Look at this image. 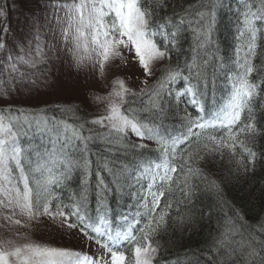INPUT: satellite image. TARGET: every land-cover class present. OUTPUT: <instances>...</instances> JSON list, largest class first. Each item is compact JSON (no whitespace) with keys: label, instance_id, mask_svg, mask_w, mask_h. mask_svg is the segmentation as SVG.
I'll return each mask as SVG.
<instances>
[{"label":"snow or ice","instance_id":"1","mask_svg":"<svg viewBox=\"0 0 264 264\" xmlns=\"http://www.w3.org/2000/svg\"><path fill=\"white\" fill-rule=\"evenodd\" d=\"M222 8L235 13L237 43L227 58L214 39ZM189 31L192 45L180 63ZM132 63L140 75L126 73ZM65 67L105 81L106 91L89 94L98 115H79V81ZM221 78L225 102L210 118L186 112L184 130L171 134L170 112L191 103L203 113L201 98ZM53 92L67 98L16 103ZM261 141L264 0H236L234 8L225 0L0 3V264H160L161 240L177 232L191 238L203 222L214 231L185 249L189 264H264V193L251 218L223 187L264 170ZM96 142L106 155L94 152ZM225 156L232 167L218 180L210 168ZM76 170L80 190L66 204L56 189L68 187ZM204 192L215 200L201 207ZM125 196L135 211L119 208ZM42 227L75 246L33 239Z\"/></svg>","mask_w":264,"mask_h":264},{"label":"trees","instance_id":"2","mask_svg":"<svg viewBox=\"0 0 264 264\" xmlns=\"http://www.w3.org/2000/svg\"><path fill=\"white\" fill-rule=\"evenodd\" d=\"M4 2V1H3ZM186 3H192L194 0H185ZM227 4L228 1L225 0ZM236 5V2H235ZM234 5V6H235ZM234 7L232 5H229ZM222 8L217 13V25L214 33V39L220 48V54L224 57H230L233 55V49L236 45L235 40V13L226 12ZM233 18V19H232ZM192 45V33L189 31L185 33V39L182 42V54L179 56V62L183 63L184 58L188 55V50ZM177 62L176 54H173L172 63ZM226 82L221 78L217 80L215 90L213 91L212 87L206 90V95L201 98L204 102H218L220 100H225L226 98ZM186 112L189 113L187 103H182L178 110L175 112H170L168 117L164 121L165 127H175L179 126L183 129V120L182 118L186 115ZM87 113V112H86ZM85 114V110L81 111L79 115L83 116ZM67 119L71 122V116H68ZM39 142V141H37ZM46 143V141H45ZM104 144L100 142H96L92 145L94 152L100 153ZM264 146V141H261L258 144V147ZM152 149V148H150ZM147 155L155 158L157 153L151 152L146 153ZM112 159V157H109ZM232 167V164L229 161L227 156L224 157L222 161L218 163L216 166H212L210 168L211 173L218 180L223 179V175L227 170ZM97 168L96 157L93 156V169ZM105 179L108 180L109 177L104 173ZM80 177L81 173L79 170L74 171L73 179L69 183L68 187L64 189H56L58 194L64 203H70V196L73 192H78L80 190ZM95 183V179H93ZM224 195L225 199L235 204L237 207H243L247 215L251 218H255L257 214L260 212V204H261V196L264 193V170L258 169L254 176H245L241 178V181H232V182H224ZM89 214L95 216L96 213V196L94 194H90L89 196ZM215 200V197L210 192H204L200 198V206L204 207L206 205L212 204ZM133 201V199L131 200ZM109 203L112 207L116 208V201L114 198L109 197ZM136 201H133L132 207H127V204L121 203V210L128 213L129 211H135ZM117 215V214H114ZM115 217V216H114ZM209 231H214V227L210 228L207 222H203L200 230L194 234L191 238L184 237L181 239L180 233H174L170 237H166L164 240H161V244L163 245L162 250L160 251L157 259L160 261V264H189V257L185 253V249L187 248H196L199 245L204 244L208 239Z\"/></svg>","mask_w":264,"mask_h":264},{"label":"rangeland","instance_id":"3","mask_svg":"<svg viewBox=\"0 0 264 264\" xmlns=\"http://www.w3.org/2000/svg\"><path fill=\"white\" fill-rule=\"evenodd\" d=\"M223 10L226 12H230L228 11L227 8ZM62 71L65 72L66 74H70L73 79L79 81L80 87L78 90V95L74 96L73 99L78 103L82 102L81 103L82 109L85 110V112H87L90 117L98 115L99 110L91 105L89 94L93 91H100V92L106 91L107 84L105 83V81H99L93 75L85 76L83 72L76 73L75 70L70 67H65L64 69H62ZM125 71L128 75H132V74L140 75V70L138 69V66L135 63H132L131 68ZM137 83H139V81H137ZM66 98L67 97L63 93L53 92L47 96L41 97L40 99H18L16 103L21 105L39 106L44 100H47L49 102H55L59 100H64ZM32 238L38 241L54 243L57 245L75 246V245H69L68 240L66 238H63L60 235L56 234L55 232L50 231L47 228H43V227L37 228L33 232Z\"/></svg>","mask_w":264,"mask_h":264},{"label":"bare ground","instance_id":"4","mask_svg":"<svg viewBox=\"0 0 264 264\" xmlns=\"http://www.w3.org/2000/svg\"><path fill=\"white\" fill-rule=\"evenodd\" d=\"M234 7H236V5H235ZM102 148H103V149L100 150V154H104V155H106L107 153H106V151H105V145H104ZM105 174L107 175V173H105ZM93 179H96L95 176L92 177V182L94 183ZM132 199H133V198L130 197V196H125V197L123 198V202H122V203H123V204H127V207H129V206H131L132 203H133V201H131ZM119 208L121 209L122 207L119 206Z\"/></svg>","mask_w":264,"mask_h":264}]
</instances>
